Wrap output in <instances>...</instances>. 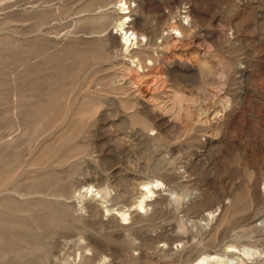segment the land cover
I'll return each mask as SVG.
<instances>
[{
    "label": "rangeland",
    "instance_id": "obj_1",
    "mask_svg": "<svg viewBox=\"0 0 264 264\" xmlns=\"http://www.w3.org/2000/svg\"><path fill=\"white\" fill-rule=\"evenodd\" d=\"M208 254L264 264V0H0V264Z\"/></svg>",
    "mask_w": 264,
    "mask_h": 264
},
{
    "label": "bare ground",
    "instance_id": "obj_2",
    "mask_svg": "<svg viewBox=\"0 0 264 264\" xmlns=\"http://www.w3.org/2000/svg\"><path fill=\"white\" fill-rule=\"evenodd\" d=\"M126 3V2H125ZM124 8V7H123ZM126 23V19H125V21H122V23L121 24H119L120 26H121V28L123 29V27H124V24ZM177 30V29H176ZM127 34H128V30L125 32V37H124V39H125V43H133V40H135V38H136V32L135 31H132V33L130 34V35H128L127 36ZM135 42V41H134ZM151 140H153L152 138H151ZM163 184V182L162 181H160V179H157V180H154V181H149V182H145V183H143L142 185H143V189L141 190V193H142V196H141V199L139 200V202H138V204H137V206L140 208V209H146L147 208V206L149 205L148 204V202H147V198H149V197H152L153 196V194L156 192V190H155V188L156 187H159L160 185H162ZM92 190H93V188L91 187V189H90V187L88 188V191H90V192H92ZM99 193V192H98ZM91 206V205H90ZM93 210V209H92ZM118 213L120 214V220H123V221H125V220H127L128 219V212H126V211H118ZM116 216V215H115ZM122 221V222H123ZM232 249V248H231ZM248 253V252H247ZM249 254L250 255H253L254 253H250L249 252ZM224 256H226V255H224ZM223 258H229V260H233V257H223V256H221V255H218V254H208V255H206V256H204V257H202V258H200V259H198L196 262H195V264H208V263H210V261H212V260H217L218 262H220L219 264H233V263H231V262H229V261H227V262H223ZM235 260V259H234ZM233 262V261H232ZM218 264V263H217Z\"/></svg>",
    "mask_w": 264,
    "mask_h": 264
}]
</instances>
